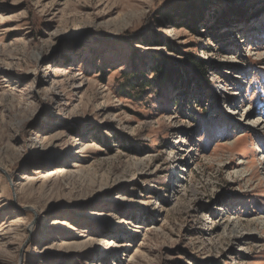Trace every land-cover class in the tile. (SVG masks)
<instances>
[{
	"label": "rangeland",
	"instance_id": "374dc122",
	"mask_svg": "<svg viewBox=\"0 0 264 264\" xmlns=\"http://www.w3.org/2000/svg\"><path fill=\"white\" fill-rule=\"evenodd\" d=\"M154 36L206 76L127 99L133 64L184 57ZM242 119L264 125V0H0V264H264Z\"/></svg>",
	"mask_w": 264,
	"mask_h": 264
},
{
	"label": "trees",
	"instance_id": "16d2710c",
	"mask_svg": "<svg viewBox=\"0 0 264 264\" xmlns=\"http://www.w3.org/2000/svg\"><path fill=\"white\" fill-rule=\"evenodd\" d=\"M201 5L189 3L185 6V8H182L184 11L182 12L185 13V16L188 18V25L190 24L191 28H189L188 25L187 27L189 30L193 29L194 32H199V24L203 19L202 17H198L201 16L200 14L202 13ZM204 29L206 30V28H202V30ZM146 40L147 39L145 38L142 42L146 44ZM150 41L153 45L156 44L163 46L167 51L184 57L182 60H174L171 56H167L162 52H156V55L151 59L152 63L148 69L149 71L147 72L145 67H148L149 63H145L144 57L142 56L143 59L140 60L142 62L141 67L133 64V67L125 73L123 82L119 88L120 94L126 96L127 99L129 98L134 101H139L142 100L146 94H149L150 96H161L163 95V92L168 91L167 88L170 84L176 87L175 84L177 83V80L181 85L184 78L189 79L191 76H196L197 78L206 76L205 65H203L201 60H196L190 54H184L177 51L172 44H167L166 42L160 40L157 36L150 37ZM176 62L184 65L186 73H184L185 77L184 75H181L180 71L175 69V66H177Z\"/></svg>",
	"mask_w": 264,
	"mask_h": 264
},
{
	"label": "bare ground",
	"instance_id": "6f19581e",
	"mask_svg": "<svg viewBox=\"0 0 264 264\" xmlns=\"http://www.w3.org/2000/svg\"><path fill=\"white\" fill-rule=\"evenodd\" d=\"M247 119H242L241 121H240V123H242L243 121L245 122ZM240 123H238L239 124V127H242V126H246V127H248V128H250V126H253V125H255V127H257L258 129H263V131H264V125L263 126H261L262 124L260 123V124H258V120H254V122H251V123H242V125L240 124ZM263 123V122H262ZM259 126H261V127H259ZM235 145V144H234ZM258 150H260V151H263V150H261V148H258ZM261 157H262V162H264V155H261ZM260 161V160H259ZM261 164H263V163H261Z\"/></svg>",
	"mask_w": 264,
	"mask_h": 264
}]
</instances>
